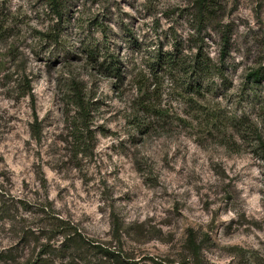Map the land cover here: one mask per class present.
<instances>
[{
	"label": "rangeland",
	"instance_id": "obj_1",
	"mask_svg": "<svg viewBox=\"0 0 264 264\" xmlns=\"http://www.w3.org/2000/svg\"><path fill=\"white\" fill-rule=\"evenodd\" d=\"M62 2L0 0V264H264V0Z\"/></svg>",
	"mask_w": 264,
	"mask_h": 264
},
{
	"label": "trees",
	"instance_id": "obj_2",
	"mask_svg": "<svg viewBox=\"0 0 264 264\" xmlns=\"http://www.w3.org/2000/svg\"><path fill=\"white\" fill-rule=\"evenodd\" d=\"M63 0H50V5L56 11L58 15L61 17L63 16V13L65 12V7L63 5ZM214 0H199L197 8H198V14L201 17L202 21L204 22V19H210L209 17V7L210 2ZM2 16L0 14V37H4V35L7 33L5 30V26L3 25ZM52 38V37H51ZM203 49L199 48L196 55L192 57L190 61H187L181 53L180 49L176 47L172 53H168L166 55H160L158 57V65L161 68H164L167 72L170 74H178L180 75L183 71L185 73V76H191L193 77L195 74H209L213 72V70H216V67L213 68L212 60L210 57H203ZM190 77V81H192V78ZM253 78L255 82H259L260 80V73H254ZM192 248L194 250V253L199 252V248L196 245L195 241H191ZM197 264V263H196Z\"/></svg>",
	"mask_w": 264,
	"mask_h": 264
}]
</instances>
